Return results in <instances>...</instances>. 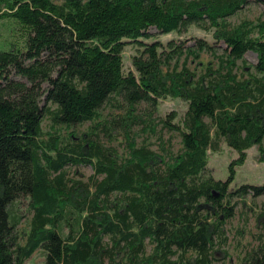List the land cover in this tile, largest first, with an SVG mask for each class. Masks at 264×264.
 <instances>
[{
    "label": "trees",
    "instance_id": "1",
    "mask_svg": "<svg viewBox=\"0 0 264 264\" xmlns=\"http://www.w3.org/2000/svg\"><path fill=\"white\" fill-rule=\"evenodd\" d=\"M252 4L255 19L233 20ZM192 25L213 41L148 40ZM202 51L217 64L196 72L186 58ZM169 96L186 103L159 118L178 152L136 137L148 119L157 132ZM107 106L124 113L103 118ZM263 141L264 0H0V264L36 251L44 264H227L234 199L264 195V182L231 186L235 165L255 145L264 162ZM221 143L238 152L226 179L208 168ZM80 166L86 179L70 175ZM240 264H264V243Z\"/></svg>",
    "mask_w": 264,
    "mask_h": 264
},
{
    "label": "rangeland",
    "instance_id": "2",
    "mask_svg": "<svg viewBox=\"0 0 264 264\" xmlns=\"http://www.w3.org/2000/svg\"><path fill=\"white\" fill-rule=\"evenodd\" d=\"M261 11L262 6L252 4L238 13L233 20L238 21L244 17L255 19ZM149 32L152 36L148 38V40L154 38L161 41L174 39L177 42H185L184 40H186L188 44H193L195 42V37H203L213 41L210 32L196 25H192L186 32L171 31L169 33L160 32L156 27L152 26L149 28ZM218 45L219 48L217 49V53L220 54L222 53V48L225 47V44L219 42ZM135 52L136 48L134 44L129 43L125 46L123 51L125 68L128 69L131 66L130 59ZM245 59L247 63H255L257 55L253 51H248L245 54ZM183 60L184 56L182 57L181 62ZM186 62L191 69L200 72L205 70L209 63L214 65L217 64V57L211 51H202L198 58L188 56ZM239 62L242 64L241 61ZM145 107L146 105L142 104L140 109H145ZM185 108V101L177 97L169 96L162 99L159 103L157 112H155L153 116V119L157 124V132L153 133L150 131V128L147 126L150 122L149 119L146 120L144 124L136 126L138 131L136 137L139 143L149 141L155 149H159L164 145L166 148L178 152L182 146L179 133L163 128L159 118L172 110H175L180 115ZM119 113L124 112L116 107L107 106L102 110V117H112ZM89 124L90 123L87 122L84 125L73 127L72 131L81 132L86 130ZM43 125L45 129H48L49 122L45 120ZM63 131L66 132L65 129ZM159 137H162V139ZM112 145H114L121 154L125 153L126 139L121 131H118L116 134L115 139L112 141ZM209 156V172H211L216 178L226 179L230 174L229 164L233 159L238 157V152L228 147L225 143H221V149L216 152L210 151ZM91 172L92 168L90 166H80L78 168L73 167L70 169V175L75 177L83 176L84 179H86ZM263 182L264 162L259 160L258 147L255 145L247 150V158L245 162L243 164L235 165V172L231 181V186L235 187L243 183L260 184ZM234 200L237 202L236 213L235 216L226 223L228 240L222 247V249H226L228 253L225 259L227 264H240L247 251L256 247L258 244L264 243V195L258 197L248 195L243 199L235 198ZM23 204H25V201ZM26 226L27 222L24 219L21 223V227L24 228ZM25 264H44V257L40 251H36L26 260Z\"/></svg>",
    "mask_w": 264,
    "mask_h": 264
}]
</instances>
